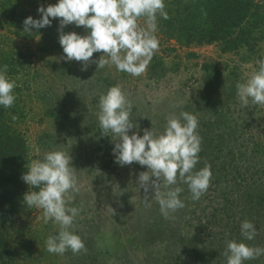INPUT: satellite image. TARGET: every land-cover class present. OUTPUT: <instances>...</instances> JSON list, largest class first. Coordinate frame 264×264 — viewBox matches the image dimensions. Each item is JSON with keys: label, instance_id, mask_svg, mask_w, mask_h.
Masks as SVG:
<instances>
[{"label": "rangeland", "instance_id": "374dc122", "mask_svg": "<svg viewBox=\"0 0 264 264\" xmlns=\"http://www.w3.org/2000/svg\"><path fill=\"white\" fill-rule=\"evenodd\" d=\"M169 1L0 0V134L26 151L14 264H247L236 210L264 264V41L190 44L160 25Z\"/></svg>", "mask_w": 264, "mask_h": 264}, {"label": "trees", "instance_id": "16d2710c", "mask_svg": "<svg viewBox=\"0 0 264 264\" xmlns=\"http://www.w3.org/2000/svg\"><path fill=\"white\" fill-rule=\"evenodd\" d=\"M169 3L170 8L160 25L180 34L179 37L190 44L217 43L225 52L245 50L252 55L259 42L264 41V0H171ZM25 158L23 143H19L16 136L0 134V264L16 262L10 233L16 230L18 215L27 205ZM247 212L236 210L233 216L226 213L221 222L231 224L230 239L242 241L236 242L235 253L244 247L240 254H249L252 259L247 264H251L259 248L250 234L256 233L253 229H257V222L254 224L253 215Z\"/></svg>", "mask_w": 264, "mask_h": 264}]
</instances>
